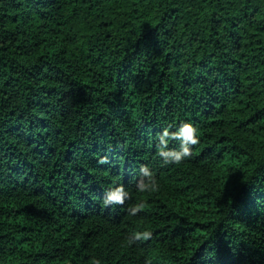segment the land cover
Masks as SVG:
<instances>
[{
	"label": "trees",
	"instance_id": "obj_1",
	"mask_svg": "<svg viewBox=\"0 0 264 264\" xmlns=\"http://www.w3.org/2000/svg\"><path fill=\"white\" fill-rule=\"evenodd\" d=\"M96 261L264 264V0H0V264Z\"/></svg>",
	"mask_w": 264,
	"mask_h": 264
},
{
	"label": "clouds",
	"instance_id": "obj_2",
	"mask_svg": "<svg viewBox=\"0 0 264 264\" xmlns=\"http://www.w3.org/2000/svg\"><path fill=\"white\" fill-rule=\"evenodd\" d=\"M171 138L179 142L178 149L168 148V139ZM199 142L198 136L196 135V129L190 122H181L175 131L170 132L168 129H164L159 137V152L158 155L164 158L165 162H179L183 158L190 155L191 146ZM140 172L148 180H140L137 183V188L140 191L154 190L156 188V181L152 176L151 171L147 166H141ZM128 192L122 185H116L106 190L102 203L104 206L109 205H124L125 200L128 199ZM138 207L130 209L132 214L138 211ZM151 235L150 232L144 231L142 233H136L129 237V243L139 240L141 238H148ZM99 264V261H96Z\"/></svg>",
	"mask_w": 264,
	"mask_h": 264
}]
</instances>
